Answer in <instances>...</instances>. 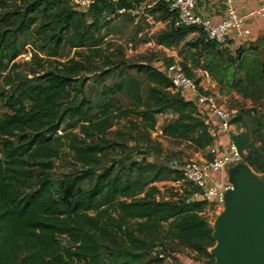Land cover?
<instances>
[{
  "label": "trees",
  "instance_id": "trees-1",
  "mask_svg": "<svg viewBox=\"0 0 264 264\" xmlns=\"http://www.w3.org/2000/svg\"><path fill=\"white\" fill-rule=\"evenodd\" d=\"M140 6L123 0L117 6L97 4L85 13L71 8L67 0H0V264H163L165 259L153 253L171 256L178 251L175 246L216 263L211 254L214 229L203 215L207 205L190 199L196 190L165 194L155 185L172 177L173 182L182 180L181 171L141 159L124 172L109 158L116 149L108 135L113 120L132 115L141 118L134 128L152 132L157 116L171 112L175 119L163 127V137L190 142L200 150L214 144L209 122L158 66H131L149 83L144 97L139 81L131 74L123 77L121 66L106 63L111 68L100 77L120 79L102 86L103 104L97 112L85 92L90 79L81 80L90 71L87 61L72 58L54 66L40 59L32 62L40 74L30 78L18 72V37L34 27L40 34L54 31L51 39L57 48L71 33L92 46L93 32L102 29L105 17ZM147 12L170 20V28L156 43L167 48L184 44L196 64L226 50L201 32L195 41H187L197 28L176 27V15L165 3ZM93 46L98 55L100 48ZM241 55L238 52V58ZM182 66L194 79L191 69ZM194 80L200 84V79ZM117 94L127 95L142 111L115 108ZM231 139L244 165L264 173V137L255 140L243 131ZM65 151L79 167L54 179L56 161ZM59 236L72 246L63 250Z\"/></svg>",
  "mask_w": 264,
  "mask_h": 264
},
{
  "label": "rangeland",
  "instance_id": "rangeland-1",
  "mask_svg": "<svg viewBox=\"0 0 264 264\" xmlns=\"http://www.w3.org/2000/svg\"><path fill=\"white\" fill-rule=\"evenodd\" d=\"M10 5L14 7L19 4L11 3ZM88 18L90 20L91 17ZM101 23L102 29L93 32L92 46L83 45L85 41L82 42L71 33L57 48L51 39L54 31H44L40 34L37 32V26L27 31L23 36L18 37V45L22 53L16 59V63L19 65L18 72L28 74L30 78L40 74L36 65H33L35 60L40 59V62L50 63L54 66L57 61L67 62L72 58L87 61L90 71L84 74L81 80L90 79L85 86V92L88 98L94 100V108H96L103 104L102 86L104 84L111 85L120 79L118 76L112 75L100 77L104 71L111 68V66L107 67L106 63L121 66L123 77L131 74L141 83L144 97H146L149 83L145 76L138 75L134 69H131L132 65L157 66L160 59L162 65L169 64V61L174 60L171 58L173 51L181 60H193L194 58L192 50L187 49L184 44L175 47L169 53L156 43V37L161 32L168 30L171 25L170 21H165L159 15H151L147 11L139 9L118 17L108 15ZM200 36V33H197L188 41L193 42ZM93 45L100 48L101 52L98 55L97 50H91V47L95 48ZM27 52H31L33 55L30 60L23 57ZM232 53L227 50L218 51L202 60V71L208 73V78L204 75L206 83L202 88L217 97L218 102L231 113L233 120L239 118L238 123H233L235 133H240L241 130L249 131L252 137L258 140L260 136L264 137V51L253 55L254 57H245L242 61L238 58V52L235 55ZM201 75L202 73L194 72V79L202 80ZM207 80H210V83ZM8 90L11 89L8 88ZM115 98V108H132L137 112L142 111L141 108L134 107L132 100L125 94H117ZM95 112H97V108ZM174 119L175 116L171 112L158 116L156 129L152 132L134 128L133 124L141 123V118L137 115H132L129 119L113 120V127L108 135L115 142L116 149L111 151L110 160L119 162L118 166L119 168L123 166L124 172L129 170L131 162L141 159L149 160L151 163L159 164L170 170H176V164L183 167L190 162L208 161V156L211 158L210 148L200 150L190 142L162 136L163 127ZM71 156L69 151H65V155L56 161L54 179H59L62 174L72 172L79 167L73 163ZM243 163L238 166L244 165ZM250 169L264 181V173ZM172 178L158 181L155 185L165 194L171 190L181 192V188L174 186ZM185 189L193 190L189 184L183 183L182 192ZM225 202L226 200L222 199L217 207L208 208L204 214L213 227L216 218L224 211ZM58 240L63 250L72 246L65 236H59ZM175 248H178L176 252L190 257L187 250L180 246H175ZM170 257L173 259V254ZM192 258L200 259L201 264H213L198 255H194ZM117 264L127 263L120 260Z\"/></svg>",
  "mask_w": 264,
  "mask_h": 264
},
{
  "label": "built area",
  "instance_id": "built-area-1",
  "mask_svg": "<svg viewBox=\"0 0 264 264\" xmlns=\"http://www.w3.org/2000/svg\"><path fill=\"white\" fill-rule=\"evenodd\" d=\"M67 1L69 6L74 10L87 13L97 4L106 3L117 6L123 0ZM128 1L134 2L136 0ZM224 2L227 6V18L218 24H213L210 20L203 19L195 14L196 0H144L141 6L135 10L142 9L147 11L157 4L165 3L170 11L176 15V27H195L197 31L203 33L207 41H213L220 48H226L231 39L232 31H235L237 39H242L249 35L250 31L243 28L245 19L237 13L234 0H224ZM258 2V7L250 13V16L264 18V0H258ZM118 12L119 14H125L131 11L123 8ZM23 57L26 60H30L32 53L27 52ZM161 63L160 59L157 66L169 77L175 90L188 96L198 107L203 120L209 122L215 137L210 160L203 163L190 162L183 167L176 164V170L183 173V179L175 181L174 186L181 188L182 192L183 183H187L193 190H196V193L190 199H200L206 203L207 206L203 213L204 215L208 208L217 207L221 203V200L224 199V192L234 189L232 183L223 181L217 177V174L223 173L228 166L235 168L240 163H243L242 153L231 139L232 134H234L233 118L227 108L218 102L214 94L205 91L201 84H197L193 78L186 75L179 62L174 61L163 65ZM219 132L229 137V140L225 144L220 143L218 140ZM153 256L164 258L165 261L171 260V257L166 256L165 253H153Z\"/></svg>",
  "mask_w": 264,
  "mask_h": 264
},
{
  "label": "water",
  "instance_id": "water-1",
  "mask_svg": "<svg viewBox=\"0 0 264 264\" xmlns=\"http://www.w3.org/2000/svg\"><path fill=\"white\" fill-rule=\"evenodd\" d=\"M231 181L234 189L213 227L211 254L216 264H264V181L246 165L233 169Z\"/></svg>",
  "mask_w": 264,
  "mask_h": 264
},
{
  "label": "crops",
  "instance_id": "crops-1",
  "mask_svg": "<svg viewBox=\"0 0 264 264\" xmlns=\"http://www.w3.org/2000/svg\"><path fill=\"white\" fill-rule=\"evenodd\" d=\"M258 5H259L258 0H234V6L237 10V13L241 17H244L245 19L243 28L245 30H249L250 34L243 37L242 39H237L235 36V31H232L231 39L226 47V50L229 52H233L232 55H235L236 52H241L242 53L241 59H240L241 61L244 60L245 57H250L253 55L255 56V54H259L262 51H264V18L259 17V16H255V17L250 16V13L253 10H255L258 7ZM194 12L196 15L200 16L201 18L210 20L213 24H218L227 18V6L224 0H216V1L196 0V7H195ZM165 21H170V20H165ZM197 33H200V32L196 31L192 33L187 38V41L192 36L194 37ZM163 48L169 53H171L170 50L175 49V47H172V48L163 47ZM171 58H174L173 62L177 61L181 65L185 63L191 69L193 74L194 72L202 73L201 76L203 77V79L202 80L200 79V84L202 87L203 86L205 87L206 79L204 78V75H206V77L208 78L207 71H202V63H203L202 60H204L205 58H202V60H200V63L196 64L195 62H193L192 59L191 60H181L180 58H178L177 54L174 51L172 52ZM207 82L210 83V80H207ZM211 87L214 88V86L212 85ZM240 132H243V130H241ZM234 134H238V133L234 132ZM218 140L220 141V143L225 144L229 140V137L219 132ZM209 148L211 150L213 149L212 146H210ZM233 169H234L233 167L228 166L224 170L223 173H218L217 177H219L220 179H222L223 181L227 183H232L231 172L233 171ZM229 192L230 191L224 192L223 194L224 200H226V197ZM182 249H185V248L182 247ZM185 250L188 251L187 253H190V257L186 256L185 254L178 253V252L172 253L174 258L173 259L171 258L170 261H165L163 264H201L200 259L192 258L194 257V255H197L196 253L188 249H185Z\"/></svg>",
  "mask_w": 264,
  "mask_h": 264
}]
</instances>
